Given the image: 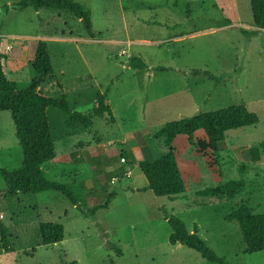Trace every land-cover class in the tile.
Segmentation results:
<instances>
[{
	"label": "rangeland",
	"instance_id": "rangeland-1",
	"mask_svg": "<svg viewBox=\"0 0 264 264\" xmlns=\"http://www.w3.org/2000/svg\"><path fill=\"white\" fill-rule=\"evenodd\" d=\"M18 1L0 0V6ZM74 1L90 10L92 37L80 19L64 10L0 9L3 69L20 88L40 78V92L52 97L63 92L70 108L83 113H92L97 94L113 80L106 98L113 121L105 113L94 116L90 128L69 127L67 114L48 107L55 158L42 169L48 179L66 185L84 210L102 205L110 192L116 196L108 208L85 215L54 190L9 196L0 174V221L11 247L6 251L0 244V264H219L171 244L164 213L180 218L191 232L195 225L200 238L227 263L264 264V250L245 252L237 221L226 218L242 203L253 213H264V30L247 38L237 27L210 28L224 17L215 0H168L171 22L206 29L174 36L175 29L170 34L158 25L131 27L128 16L144 14L137 0ZM237 1L229 13L240 18L238 26L253 29L250 0ZM146 2L141 6L151 12L156 0ZM169 9L161 6L150 17L167 19ZM126 37L131 42H124ZM38 40L46 43L54 76L40 77L31 69ZM133 57L147 68L129 66ZM239 102L259 121L227 130L219 152L190 145L183 135L173 140L184 195L171 200L142 190L147 182L138 162L168 151L161 139L148 141V134L169 121ZM195 140L206 137L197 131ZM21 163L10 112L0 111V168L13 170ZM240 165L246 167L245 186L232 199L201 194L238 179ZM39 222L62 224L63 240L41 244Z\"/></svg>",
	"mask_w": 264,
	"mask_h": 264
},
{
	"label": "trees",
	"instance_id": "trees-1",
	"mask_svg": "<svg viewBox=\"0 0 264 264\" xmlns=\"http://www.w3.org/2000/svg\"><path fill=\"white\" fill-rule=\"evenodd\" d=\"M32 8L35 11L41 9L64 10L80 19L84 30L92 36L90 10L74 0H20L11 5H2L0 9L7 13L9 10L21 11ZM253 25L255 29L247 30L238 28L247 38L257 34L259 29H264V0H250ZM229 23L230 20L224 19ZM5 55L0 52V111H9L14 122L16 137L22 150V163L17 169L8 170L0 168V174L5 184V193L9 196L17 194H29L42 191L54 190L65 196L73 206H76L85 215L95 213L98 209L108 208L116 193L110 192L102 205L91 210H84L78 204L75 194L63 183L48 179L42 169V165L55 158V146L51 135V127L47 115L48 107H53L67 114L66 124L69 127L79 123L86 128L92 126L94 116H102L105 113L109 121H113L110 106L106 102L113 80L105 87L102 93L97 94L96 106L92 113H83L72 110L62 92L59 97L48 96L39 91L40 78H34L26 87L20 88L18 83L9 79L3 69L2 59ZM31 69L40 77L54 76L49 51L43 40L36 43L34 56L31 61ZM128 65L136 69L147 68L139 58L133 57ZM203 74L211 79L217 78L208 72ZM218 82V81H215ZM61 88V84L56 82ZM259 121L258 115L249 110L245 103L239 102L211 111H201L189 117L180 118L165 123L159 130L148 134V141L161 139L168 148L164 154L157 155L152 159H142L138 167L146 179V186L142 190H151L155 196L168 197L173 200L179 195H184L186 186L179 170L177 160L172 149L173 140L183 135L190 145H198L209 148L214 153L219 152L221 143L227 130L253 125ZM201 131L206 141L195 140V132ZM128 156L122 153V160ZM246 167L240 165L238 172L240 177L236 180L205 188L202 195H212L232 199L245 186ZM171 234L169 242L179 243L192 248L208 261L219 264H229L224 258L215 254L207 243L197 234V227L193 226V232L187 229L185 223L178 217L164 213ZM228 220L237 221L243 242L244 251L253 253L264 250V213H253L252 209L242 203L232 210L226 217ZM38 230L40 242L43 245L58 243L64 238L63 226L60 223L39 222ZM0 244L3 249L10 251L11 247L6 235L5 228L0 221ZM117 252L119 250L115 248ZM68 264H76L71 261Z\"/></svg>",
	"mask_w": 264,
	"mask_h": 264
},
{
	"label": "crops",
	"instance_id": "crops-1",
	"mask_svg": "<svg viewBox=\"0 0 264 264\" xmlns=\"http://www.w3.org/2000/svg\"><path fill=\"white\" fill-rule=\"evenodd\" d=\"M141 1H145V0H137L136 2H135V5H140V7H139V9L141 10V11H143V13L144 14H139L137 11L136 12H134V14H135V17H133V16H128V18H130V21H131V19H132V21L131 22H129V24L131 25V27H138V26H142V27H145V26H148V25H153V26H155V25H158L159 27H160V29L161 30H163L164 32H166V31H168L169 33L171 32V31H173V29H175L173 32H175V33H170L172 36H174V35H176V34H182V35H192V34H196V33H198V32H202V31H204V30H206L205 28H202V27H198L197 25H192L191 23L188 25V24H186V23H184V24H179V23H173V22H171L173 19H174V17H172V9H169V8H172L170 5H169V2H168V0H156V2L155 3H152V7L153 8H151V12L149 11L150 9H144L142 6H141V4H143V3H141ZM197 1H200V0H197ZM145 3V2H144ZM146 3H149L148 2V0H147V2ZM215 3H216V5L221 9V12H222V14H223V19L221 20V22H219V23H216L215 25H213L212 27H210V28H212V29H214V28H225V27H237V28H240V26H238V24H242V22H241V20H240V18L238 17V16H233L231 13H229V11H230V8H236V6H237V4H238V1L237 0H215ZM150 4V3H149ZM151 5V4H150ZM161 6H165V7H167L168 9H169V13H166L168 16H169V18H167V19H155V18H152V17H150V16H152V14L157 10V9H159V7L161 8ZM148 8V7H147ZM226 8V9H225ZM90 14H91V12H90ZM122 16H123V14H122ZM127 16H125L124 15V18H126ZM149 17H150V19H149ZM224 19H228V20H230V22L229 23H227V22H224ZM133 20H135V21H133ZM190 21V16H189V18H188V20H187V22H189ZM253 21V20H252ZM178 24V25H177ZM92 26V25H91ZM254 26V25H253ZM123 27H124V32H127L128 33V35H129V31H128V28L130 27H128V25H127V23L125 24H123ZM242 28V27H241ZM256 27L254 26V28L253 29H255ZM177 29H182V31H180V32H178V33H176V30ZM185 29H187V30H185ZM197 29H200V30H197ZM244 29V28H243ZM170 30V31H169ZM251 30V29H250ZM261 30H264V29H259L258 30V32L259 31H261ZM257 32V33H258ZM92 37V36H91ZM127 38V37H126ZM167 37H164V38H161V39H156V40H153V42L155 43L156 42V44L158 43V42H161V40H165ZM136 40V39H135ZM135 40H133L132 39V42L134 41L135 42ZM126 41V43L129 41V42H131V40H129V38H127L126 40H124V42ZM133 42V43H134ZM35 49V48H34ZM35 51V50H34ZM34 56V55H33ZM158 68V67H157ZM1 215V214H0Z\"/></svg>",
	"mask_w": 264,
	"mask_h": 264
}]
</instances>
